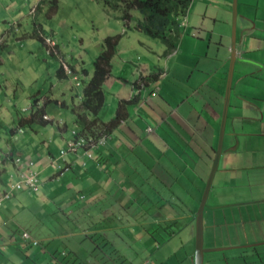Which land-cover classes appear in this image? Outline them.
<instances>
[{"label":"crops","instance_id":"crops-1","mask_svg":"<svg viewBox=\"0 0 264 264\" xmlns=\"http://www.w3.org/2000/svg\"><path fill=\"white\" fill-rule=\"evenodd\" d=\"M42 1L12 24L21 44L9 30L0 36V264H194L222 124L203 209L204 264H264V0H237L236 16L233 0H191L169 54L158 41L133 36L125 47L119 37L99 117L109 123L120 106L125 115L103 143L76 149L67 148L76 119L66 111L93 70L69 62L53 28L35 22ZM37 108L44 123L22 125ZM16 157L33 162L38 190L4 198Z\"/></svg>","mask_w":264,"mask_h":264},{"label":"trees","instance_id":"trees-1","mask_svg":"<svg viewBox=\"0 0 264 264\" xmlns=\"http://www.w3.org/2000/svg\"><path fill=\"white\" fill-rule=\"evenodd\" d=\"M48 0H46L47 2ZM50 14L58 9V0H49ZM111 12L115 17L127 23L135 21L134 28L145 35L158 39L165 45V54L171 53L177 46L182 34L180 20L186 15L191 0H95ZM45 2V0H44ZM43 1L40 3L42 4ZM39 9L40 6L38 5ZM137 10L141 18L133 17V11ZM119 36L106 37L103 41L102 50L95 57L93 63V73L84 86L82 100L72 106V112L76 118L78 126L76 137H83L86 140L92 139L94 143L104 135L109 129L124 117L123 107L120 106L115 118L109 123L102 122L99 112L104 104L103 84L110 74L111 61L117 52ZM82 73L87 74L83 69ZM67 76L65 68L60 66L57 77ZM45 115L43 108H37L27 117H22L20 123L29 125L33 123H44ZM74 138V135H73Z\"/></svg>","mask_w":264,"mask_h":264},{"label":"rangeland","instance_id":"rangeland-1","mask_svg":"<svg viewBox=\"0 0 264 264\" xmlns=\"http://www.w3.org/2000/svg\"><path fill=\"white\" fill-rule=\"evenodd\" d=\"M89 1L90 0H58V8L60 13L52 20H48L46 19V17H44L47 15L46 12L51 11L48 10L50 9V6H52L49 0L47 1L48 4L46 0L43 3V9L45 6L44 10H46V12H43L44 16L40 15L39 12L42 7H40L39 9L36 8V13H38V16L35 22H37L38 24L43 23L45 25L44 28L48 30L47 33L50 32V28H53V31L56 35L55 38H58L61 41V49L64 50L63 53H65L66 57L69 58V62L75 63L83 61L85 65H82V67L84 66L85 69L93 70L94 59L101 51L99 50V46L103 45L104 39L109 35L119 36L123 46L125 47L127 44L134 41L133 36H140L141 38L143 36L147 40H151L149 41L150 43H156L157 41V43H162L160 40L151 38L144 33L143 35L142 32L137 33L134 28L135 21H132V27H130V29H127L126 27L124 28L125 22H123L121 19L116 18V13L107 12L104 10L102 4L96 2L88 3ZM46 4L48 5V8H46ZM32 5L33 0H0V36L1 34L9 30L8 35L10 38H13L12 44H21V41L16 42V34L14 33V30L12 31V24L16 22V18L21 19V16L27 15L28 10ZM132 13L133 17L141 16V14L137 10H134ZM18 14H20V16ZM49 14L50 13H48V15ZM23 18L24 20H22L21 22L24 24V27L28 23L29 27L33 25V21H30L29 17ZM125 24H127V21ZM81 39H83L82 45L80 44ZM146 41L143 42L148 44L149 42ZM49 42L52 44V40H49ZM119 46L122 47V45ZM143 50L146 51L147 48H143ZM145 51L143 52L146 53ZM71 56L74 57V61L71 60ZM42 82L46 83L47 88L49 87V80H46L45 82L42 80ZM25 85L26 88L29 86L33 87L29 83ZM77 89L79 92H82L84 90L83 84L77 86ZM10 95L11 93L9 94V96ZM71 99L72 98L70 97L68 98V100ZM74 99H76V103L80 102L79 99H77V96H74ZM4 103L7 110L10 109V116H8L7 118H15L16 111L10 104L7 105V98H4ZM18 106L22 108L21 104H18ZM57 107L58 106L56 105V102L53 101V103H51L48 107V112H56ZM71 108L72 107L70 106V109ZM27 113H30V111H28ZM66 116L71 119L75 117L73 112H71L70 110L66 111ZM4 117L6 118L5 114ZM2 120L4 126L13 122L11 120L5 121V119L3 118ZM15 125L16 124L13 123L11 126L14 127ZM77 129L78 126L74 125L72 130ZM71 136H73V134L70 133V137Z\"/></svg>","mask_w":264,"mask_h":264},{"label":"built area","instance_id":"built-area-1","mask_svg":"<svg viewBox=\"0 0 264 264\" xmlns=\"http://www.w3.org/2000/svg\"><path fill=\"white\" fill-rule=\"evenodd\" d=\"M185 20H183L182 24L185 23ZM46 118V116H44ZM18 133H22L23 129L18 128ZM72 134L74 135V138L68 143L67 148L69 149H76V147L79 146H90L91 144L96 143H103L104 138H100L97 140L96 143L93 142L92 139L86 140L83 137L77 138L76 132L72 131ZM12 162L18 166L17 171V179L13 180L11 184L9 185V190L5 191L4 198H9L11 196V192L13 190H21L23 188H27L29 190H38L39 182H38V176L37 172L33 169V162L31 160L24 161L20 157H16L12 160ZM12 176V175H11ZM22 240L26 242V240L31 239V236L29 233L25 230L21 232ZM34 244H37V241H33Z\"/></svg>","mask_w":264,"mask_h":264},{"label":"water","instance_id":"water-1","mask_svg":"<svg viewBox=\"0 0 264 264\" xmlns=\"http://www.w3.org/2000/svg\"><path fill=\"white\" fill-rule=\"evenodd\" d=\"M236 5L237 0H233V14L236 16ZM225 119V117L223 118ZM223 131H224V125L221 126V131L219 135L218 145L216 148V155L208 176V179L206 181V187L196 214V242H195V254H194V264H204V253L206 250L203 247V209L205 205V201L211 186L212 178L214 175V172L217 169L218 166V160L221 152V146H222V138H223Z\"/></svg>","mask_w":264,"mask_h":264},{"label":"clouds","instance_id":"clouds-1","mask_svg":"<svg viewBox=\"0 0 264 264\" xmlns=\"http://www.w3.org/2000/svg\"><path fill=\"white\" fill-rule=\"evenodd\" d=\"M104 9H105V8H104ZM105 11H107V10L105 9ZM107 12H109V11H107ZM111 12H113V11H111ZM134 17H135V16H134ZM184 19H186V17H182V18H181V20H180L181 25H183L182 22H183ZM130 22H132V21H130ZM186 22H187V20H185V23H186ZM185 23H184V24H185ZM75 79H77V77H75Z\"/></svg>","mask_w":264,"mask_h":264}]
</instances>
